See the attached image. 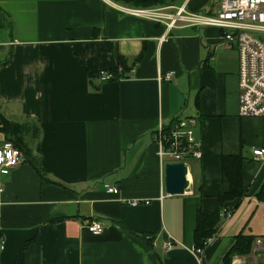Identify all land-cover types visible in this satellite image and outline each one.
I'll return each instance as SVG.
<instances>
[{"label":"crops","instance_id":"crops-1","mask_svg":"<svg viewBox=\"0 0 264 264\" xmlns=\"http://www.w3.org/2000/svg\"><path fill=\"white\" fill-rule=\"evenodd\" d=\"M183 3L162 0L161 7L174 11ZM121 6L0 0L7 14L0 25V126L3 117L38 123L48 178L23 160L0 174V264H219L239 232L257 238L231 264H264V200L256 197L264 190V158L252 156L264 146V117L238 116L236 45H224L217 28H167ZM217 7L213 0L186 5L190 12ZM119 57L127 77L89 81L88 74L120 69ZM166 72L171 80L159 81ZM184 116L197 118L193 138L202 156L188 163L185 191L167 194L153 134ZM6 141L0 129V147ZM236 153L245 158V194L198 255L196 211L218 210L228 187L220 156ZM104 182L119 193L107 192ZM129 199L149 203L123 202ZM92 220L101 233L88 231Z\"/></svg>","mask_w":264,"mask_h":264},{"label":"built area","instance_id":"built-area-1","mask_svg":"<svg viewBox=\"0 0 264 264\" xmlns=\"http://www.w3.org/2000/svg\"><path fill=\"white\" fill-rule=\"evenodd\" d=\"M189 0L183 5L171 7H130L122 5L120 9L127 14L162 22L167 28L176 27L179 23L194 27H216L221 31V38L226 45L235 43L238 54L237 86L239 90L238 116L264 117V0H213L217 2L216 11L187 10ZM173 72L160 74L159 81H169ZM113 78L111 71L99 73L101 82ZM197 118L184 116L175 119L168 128L159 124L153 134L158 146L157 155L162 165L167 163H184L187 160L200 159L202 156L200 143L195 140L194 129ZM253 160L264 158V146L252 150ZM23 160L22 152L11 142L6 141L0 147V174H8ZM107 192L114 195L119 188L112 183L104 182ZM125 204L136 206L147 204L149 200L129 199ZM222 218H228L230 213H223ZM102 224L97 220L87 223V229L93 234L103 231ZM214 236L207 238L206 246L211 244ZM259 242V240H258ZM173 240L164 242L163 247L169 249ZM200 255L203 249L194 248Z\"/></svg>","mask_w":264,"mask_h":264},{"label":"trees","instance_id":"trees-1","mask_svg":"<svg viewBox=\"0 0 264 264\" xmlns=\"http://www.w3.org/2000/svg\"><path fill=\"white\" fill-rule=\"evenodd\" d=\"M115 3L130 7H158L161 6L162 0H111ZM7 14L0 11V25H3V20ZM6 20V19H5ZM9 26V25H8ZM140 59V57H138ZM137 59V60H138ZM119 68H112V80H117L121 77H127L128 68L125 66L122 58L119 57ZM99 79V74H88V79ZM110 81V80H108ZM101 82V81H100ZM98 89V88H95ZM174 121V120H173ZM172 121V122H173ZM171 122V123H172ZM170 123V124H171ZM169 126L165 125V129ZM1 131H3L6 140L17 147L23 155V161L29 163L40 175L42 180H48L47 172L40 161L39 138L41 135L40 126L34 120L25 122L11 121L3 117L1 119ZM244 156L241 153L222 154L220 156L221 173L227 181L228 187L221 195L217 197L219 207L216 211L198 209L196 211L195 228L193 231V247L204 249L206 247L207 238L216 236L218 226L222 219V214L231 213L235 208L236 202L239 201L245 194L243 183V164ZM256 197L259 200H264V190L257 192ZM257 238L256 235L250 233L239 232L231 236L228 247L223 252L219 264H231L233 256H244L250 253L253 248V243Z\"/></svg>","mask_w":264,"mask_h":264},{"label":"water","instance_id":"water-1","mask_svg":"<svg viewBox=\"0 0 264 264\" xmlns=\"http://www.w3.org/2000/svg\"><path fill=\"white\" fill-rule=\"evenodd\" d=\"M188 183L187 166L184 163L165 164L164 186L167 194H182Z\"/></svg>","mask_w":264,"mask_h":264},{"label":"rangeland","instance_id":"rangeland-1","mask_svg":"<svg viewBox=\"0 0 264 264\" xmlns=\"http://www.w3.org/2000/svg\"><path fill=\"white\" fill-rule=\"evenodd\" d=\"M214 28H216V27H214ZM217 29H218V28H217ZM218 30H219V29H218ZM221 41L223 42L222 39H221ZM223 44H224V42H223ZM233 44H235V43H233ZM233 44H232V45H233ZM224 45H225V44H224ZM220 48H222V47H220ZM233 50H234L235 53H237V52H236L237 50H236L235 48H233ZM237 55H238V54H237ZM190 162H191L190 160H189V161L187 160V162H186L187 165H188V163H190Z\"/></svg>","mask_w":264,"mask_h":264}]
</instances>
